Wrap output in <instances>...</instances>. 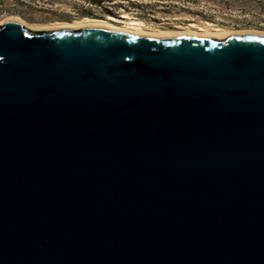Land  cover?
I'll use <instances>...</instances> for the list:
<instances>
[{
  "label": "water",
  "instance_id": "1",
  "mask_svg": "<svg viewBox=\"0 0 264 264\" xmlns=\"http://www.w3.org/2000/svg\"><path fill=\"white\" fill-rule=\"evenodd\" d=\"M0 264H264V35L3 21Z\"/></svg>",
  "mask_w": 264,
  "mask_h": 264
},
{
  "label": "rangeland",
  "instance_id": "2",
  "mask_svg": "<svg viewBox=\"0 0 264 264\" xmlns=\"http://www.w3.org/2000/svg\"><path fill=\"white\" fill-rule=\"evenodd\" d=\"M125 12L159 28L196 24L264 29V0H0V24L11 15L52 24L121 18Z\"/></svg>",
  "mask_w": 264,
  "mask_h": 264
},
{
  "label": "bare ground",
  "instance_id": "3",
  "mask_svg": "<svg viewBox=\"0 0 264 264\" xmlns=\"http://www.w3.org/2000/svg\"><path fill=\"white\" fill-rule=\"evenodd\" d=\"M14 19L22 22L26 26L36 30H48L55 28H93V27H106L115 30L128 31L136 34H143L148 36H175V35H197V36H210L215 38H225L232 35H243V34H262L264 35V29L257 28H229L214 25H196L191 24L188 27L180 29L171 28H159L153 26H147L145 21L141 18L134 17L130 13L125 12L121 18L115 16H109L107 19L83 18L77 22H60L52 24H32L21 16L11 15L5 20ZM3 20V21H5Z\"/></svg>",
  "mask_w": 264,
  "mask_h": 264
}]
</instances>
